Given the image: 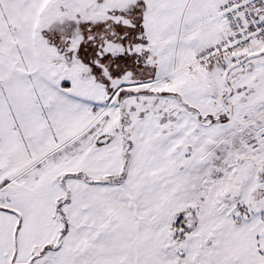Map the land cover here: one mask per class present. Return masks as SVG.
<instances>
[{
  "label": "snow or ice",
  "instance_id": "snow-or-ice-1",
  "mask_svg": "<svg viewBox=\"0 0 264 264\" xmlns=\"http://www.w3.org/2000/svg\"><path fill=\"white\" fill-rule=\"evenodd\" d=\"M0 264H264V0H0Z\"/></svg>",
  "mask_w": 264,
  "mask_h": 264
}]
</instances>
